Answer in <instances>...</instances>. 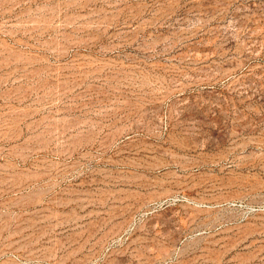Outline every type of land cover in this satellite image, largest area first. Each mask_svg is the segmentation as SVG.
I'll list each match as a JSON object with an SVG mask.
<instances>
[{
  "label": "rangeland",
  "instance_id": "374dc122",
  "mask_svg": "<svg viewBox=\"0 0 264 264\" xmlns=\"http://www.w3.org/2000/svg\"><path fill=\"white\" fill-rule=\"evenodd\" d=\"M0 264H264V0H0Z\"/></svg>",
  "mask_w": 264,
  "mask_h": 264
}]
</instances>
